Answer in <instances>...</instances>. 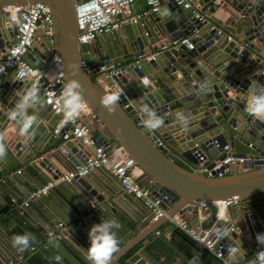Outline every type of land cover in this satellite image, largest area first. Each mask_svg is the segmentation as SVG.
<instances>
[{
	"label": "water",
	"instance_id": "1",
	"mask_svg": "<svg viewBox=\"0 0 264 264\" xmlns=\"http://www.w3.org/2000/svg\"><path fill=\"white\" fill-rule=\"evenodd\" d=\"M192 2L195 8L190 11L167 2L139 23L123 26L109 40L103 37L80 45L72 0H0V55L16 34L4 9L35 3L50 8L54 45L47 39L42 47L47 54L53 49L58 54L66 85L73 79L81 84L84 102L95 116L92 124L98 125L94 140L122 146L144 172L139 184L150 190L152 201L165 198L160 207L166 212L154 221L147 200L125 194L121 182L105 168L60 183L25 206L32 193L58 179L60 168L74 172L86 157L70 139L68 127L66 136L65 130L58 135L52 131L54 126L47 120L51 109L39 91L40 102L28 109L36 117L30 130L34 134L20 135L10 111L31 84L9 76L0 87V143L6 149L0 160V264H91L89 232L109 218L121 225L116 230L119 250L110 264H163L166 248L176 254L173 258L188 264L212 256L174 224L161 231L175 216L196 225L202 223L200 216L210 215L202 223L205 228H226L225 239L218 241L215 232L213 238L218 242L216 251L229 262V246L242 248L238 264H252L256 253L264 251L256 238L264 234V221L258 218L264 220V121L245 112L250 91L264 88V0ZM228 6L238 14L226 25L215 15L229 11ZM194 11L207 20L195 18ZM183 38L192 40L193 50L186 46L163 50ZM26 57L35 60L38 68L47 60L35 46ZM118 68L120 73L112 75ZM114 91H119L120 100L116 111L109 113L100 99ZM145 104L164 119L158 130L144 127L140 110ZM181 115L188 120L186 127ZM226 146L230 152L224 151ZM232 153L248 159L232 167L230 175L200 173ZM199 154L205 156L204 164ZM21 165L24 171L16 173ZM225 202L232 205L226 209L216 205ZM198 205L204 207L200 213ZM25 233L34 239L27 250L19 251L12 240Z\"/></svg>",
	"mask_w": 264,
	"mask_h": 264
},
{
	"label": "built area",
	"instance_id": "2",
	"mask_svg": "<svg viewBox=\"0 0 264 264\" xmlns=\"http://www.w3.org/2000/svg\"><path fill=\"white\" fill-rule=\"evenodd\" d=\"M75 5L78 30L79 44L91 45L98 38L105 35H114L127 24H137L142 21L150 12H156L167 3L173 1L181 6L185 11L193 10L195 7L192 0H72ZM145 2L150 8L149 11L139 15H131V8L137 3ZM7 14L9 25L16 26V34L13 43L6 47V51L0 55V87L6 83V78L12 76L16 81H22L18 77V72L23 68L29 75L23 79L38 88V91L44 98L46 106L50 107L51 112L63 119L62 104L58 107L62 90L66 86L63 74L61 60L55 50L45 53L47 60L43 61V67L38 68L31 65L26 60V56L31 52L36 44V39L42 33L46 39L54 45L53 30L54 22L50 8L43 3L27 4L22 6H11L3 10ZM194 16L201 22H205L207 17L200 11H194ZM148 35V34H146ZM231 41L232 38L229 37ZM181 46H186L189 50H193L195 45L190 38H183L173 42L172 45L165 46L163 50L169 48L180 50ZM158 54H152L149 60H154ZM88 73H94L92 69L86 67ZM102 69L101 71H103ZM121 69H114L111 74H119ZM35 75H32V73ZM86 104V103H85ZM124 107H128L125 105ZM95 116L90 108H86L81 112L80 116L74 121H70L64 127L71 130L70 139L80 145V150L86 157V162L74 172L62 173L57 180H53L45 187L32 193L24 202L25 206H29L33 199L45 196L48 192L60 183H70L76 177H87L93 171L105 168L121 182L124 192L138 199L147 200V204L153 209L154 221L166 215L160 205L165 200L152 201L149 196L151 194L147 187L139 184L138 179L144 174L143 170L137 165L136 161L129 153L119 144L104 146L98 144L94 138L93 121ZM79 128L83 135H77L76 130ZM60 131V130H59ZM56 129L55 132L59 133ZM161 145V144H159ZM224 151L230 152V146L224 147ZM248 158L235 156L230 154L224 160L215 164L212 170L201 168L200 173H208L210 177L218 176L220 178L230 175L232 167L239 162L247 161ZM199 162L204 164L206 158L204 155L198 156ZM21 173V171H18ZM220 209L227 208L232 202L216 204ZM206 206V205H205ZM204 210L203 205H198L199 213ZM175 229L188 237L197 245L203 247L209 253H212L223 264H231L225 260L221 252L216 251L218 242L214 240V227L205 228L202 223L190 225L189 222L179 216L172 218ZM250 264V263H246Z\"/></svg>",
	"mask_w": 264,
	"mask_h": 264
},
{
	"label": "clouds",
	"instance_id": "3",
	"mask_svg": "<svg viewBox=\"0 0 264 264\" xmlns=\"http://www.w3.org/2000/svg\"><path fill=\"white\" fill-rule=\"evenodd\" d=\"M29 74L21 68L18 72V77L23 80ZM32 75H35L33 72ZM149 80L145 78L143 84L147 85ZM204 87V86H202ZM81 84L79 81L73 79L70 80L62 90V94L57 101V106L62 104L63 119L60 122L59 127H63L70 121L77 119L81 112L86 108V104L81 95ZM120 100L119 91H114L110 94H105L100 99V104L103 108L107 109L109 113H114ZM39 95L38 88L33 85L28 88L21 99H19L10 111V119L15 121L19 126V132L21 136L30 137L34 133L30 130L33 129L36 124V117L28 114V109L38 104ZM141 113L143 114V125L149 131L158 130L164 124V119L157 115V113L151 110L146 104L141 107ZM245 112L247 115L264 121V88H254L250 91V94L246 100ZM181 123L186 127L188 120L184 116L179 117ZM59 131V128L57 129ZM77 135H83L81 130L77 128ZM6 156V149L3 143H0V160ZM223 212H221V216ZM121 225L115 218H109L102 220L98 225H94L90 232V247L87 251V258L91 264H110L112 256L116 253L118 248V239L116 230L120 229ZM216 239L223 240L227 237V229L219 227L214 229ZM258 243L264 247V234H257ZM34 239L31 234L25 233L23 235H16L13 237L12 245L19 251H25L30 246V241ZM241 247L229 246L227 252L231 264H238L240 257ZM252 264H264V251L256 253V260Z\"/></svg>",
	"mask_w": 264,
	"mask_h": 264
},
{
	"label": "crops",
	"instance_id": "4",
	"mask_svg": "<svg viewBox=\"0 0 264 264\" xmlns=\"http://www.w3.org/2000/svg\"><path fill=\"white\" fill-rule=\"evenodd\" d=\"M166 5L164 4L162 8H164ZM150 8L148 7V5L145 3V2H142V4H136L135 6H133L131 8V15L134 16V15H139L143 12H147L149 11ZM227 10L229 11H219L215 16L217 17V19H220L221 21H223L226 25H229L230 21L233 20L238 13H236L232 7L228 6L227 7ZM234 11V12H233ZM213 26L217 27L218 29H221L219 26L215 25L213 23ZM151 31V30H150ZM223 33H226L224 30H223ZM113 35H105V36H102L100 38H103V37H106L108 40L110 39V37H112ZM46 41L47 39L45 38V36L40 33L36 39V44H35V47H37V49L39 50V53L41 55H45V50L44 48L42 47V45H46ZM13 43V40L11 41V44ZM94 44V43H93ZM36 56V55H35ZM37 57V56H36ZM26 60L27 62H29L31 65H36V63L34 62L35 60H31L30 58L26 57ZM27 88V85L23 87V90H25ZM48 117H47V120L49 123H51L54 128H52V131H54V133L56 135H58L62 130H65V136L68 134V130L66 127H59L60 125V119L59 117L55 116L52 112H49L47 113ZM59 128V133H56L55 130ZM98 128V125H93V131L94 130H97ZM73 142V141H72ZM113 142V141H112ZM111 142V144L113 145V143ZM45 145V144H43ZM28 157V155H26V158ZM24 159V158H23ZM24 165H21L19 167V169H17L16 173H18V171H24ZM60 171H62V173H66L67 171H65L63 168H60ZM143 177V176H142ZM113 186L115 187H119L116 183H113ZM126 194V193H125ZM241 210V208H240ZM258 218L260 219V221H264L263 218L261 216H258ZM211 219V216H206V217H201L200 216V221L204 224H206L209 220ZM207 221V222H206ZM172 224H174V221L171 219V222H169L168 225L162 227L161 231H165L166 229H168ZM203 224V225H204ZM166 238L168 240H171V236L170 235H167ZM174 243L176 244V246H179L181 248H183V246L181 244H179L178 242H176L174 240ZM176 254L173 252V250L169 249V248H166V256H164L162 259H164L163 261V264H188L185 260L181 259V258H177V260L173 257H175ZM190 256H191V253H190ZM192 257H194L192 255ZM167 259V260H165ZM195 264H223L222 261H220L219 259H217L214 255L212 256H206L200 260H198Z\"/></svg>",
	"mask_w": 264,
	"mask_h": 264
},
{
	"label": "trees",
	"instance_id": "5",
	"mask_svg": "<svg viewBox=\"0 0 264 264\" xmlns=\"http://www.w3.org/2000/svg\"><path fill=\"white\" fill-rule=\"evenodd\" d=\"M112 143H113V145H118L117 142H115V141H113Z\"/></svg>",
	"mask_w": 264,
	"mask_h": 264
}]
</instances>
